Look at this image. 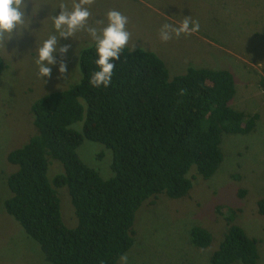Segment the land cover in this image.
Returning <instances> with one entry per match:
<instances>
[{
	"label": "trees",
	"instance_id": "1",
	"mask_svg": "<svg viewBox=\"0 0 264 264\" xmlns=\"http://www.w3.org/2000/svg\"><path fill=\"white\" fill-rule=\"evenodd\" d=\"M95 55L94 47L82 49L79 81L32 104L36 133L7 154L17 168L7 177L11 195L5 209L39 244L49 264H115L134 243L141 205L158 194L187 195L192 166L202 178L211 177L223 160V133H248L257 118L230 105L235 82L228 69L189 66L170 78L155 52L127 47L110 85L93 88L89 75L96 68ZM3 67L0 56V72ZM260 85L264 91V79ZM84 139L110 149V177L81 160L77 148ZM53 159L63 171L49 180ZM60 186H67L71 196L75 227L63 222ZM258 207L264 214V198ZM227 226L210 264H254L257 240L233 217ZM189 234L198 248L212 241L200 226H192Z\"/></svg>",
	"mask_w": 264,
	"mask_h": 264
},
{
	"label": "rangeland",
	"instance_id": "2",
	"mask_svg": "<svg viewBox=\"0 0 264 264\" xmlns=\"http://www.w3.org/2000/svg\"><path fill=\"white\" fill-rule=\"evenodd\" d=\"M33 3H39L41 10L32 17L31 29L7 45L8 50L16 49L10 53L0 43L4 62L0 72V264H49L39 244L5 209L4 202L11 195L7 177L17 168L7 154L36 133L32 104L44 94L79 81V55L90 41L84 31L58 37L57 48L66 46V51L54 52L56 63L51 65L50 77L39 78L35 49L54 31L51 19L44 18L60 9H53L56 0ZM111 9L128 17V47L155 52L165 61L170 78L189 66L228 69L235 82L230 105L246 115H257L252 131L223 133V160L211 177L202 178L192 166L187 195L158 194L141 205L133 227L134 243L124 254L131 264H210L227 230L228 217H233L234 223L257 240L259 257L254 264H264V214L258 209V200L264 198V91L260 85L264 79V0H94L91 5L94 19L106 20ZM185 15L199 22V30L162 41L161 25L178 26ZM61 63L66 66L63 73L58 71ZM77 152L103 178L112 175L111 151L103 143L84 139ZM52 161L49 180L63 171L58 160ZM56 191L63 222L75 227L77 217L67 186L56 187ZM195 225L212 234L205 248L190 240Z\"/></svg>",
	"mask_w": 264,
	"mask_h": 264
},
{
	"label": "clouds",
	"instance_id": "3",
	"mask_svg": "<svg viewBox=\"0 0 264 264\" xmlns=\"http://www.w3.org/2000/svg\"><path fill=\"white\" fill-rule=\"evenodd\" d=\"M93 2L94 0H56L53 9L58 7L60 11L44 18L51 19L53 34L43 39L35 49V64L39 78L45 80L50 77L51 65L56 63L53 53L57 50L66 51V46L57 48L58 37L75 36L76 33L84 31L90 37V41L83 47H94L96 54L94 58L96 68L89 75V84L93 88H106L110 85L116 61L129 45L131 33L127 28L128 17L119 10L111 9L106 13V20L94 19L91 11ZM40 10L41 5L33 3V0H0V43L7 49L10 42L29 31L33 23L32 17L38 15ZM199 27L198 21L185 15L178 26L163 23L159 37L162 41H168L174 35L196 32ZM133 47L129 48V51ZM13 49L16 47L13 46L7 51L11 53ZM58 71L65 72L66 66L61 63ZM119 264H131L127 254L120 256Z\"/></svg>",
	"mask_w": 264,
	"mask_h": 264
}]
</instances>
